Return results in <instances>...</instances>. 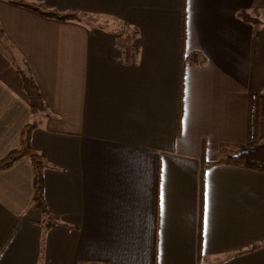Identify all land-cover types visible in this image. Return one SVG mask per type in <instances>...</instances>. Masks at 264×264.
<instances>
[{
  "label": "crops",
  "instance_id": "0c3cea01",
  "mask_svg": "<svg viewBox=\"0 0 264 264\" xmlns=\"http://www.w3.org/2000/svg\"><path fill=\"white\" fill-rule=\"evenodd\" d=\"M26 1L79 19L0 0V159L33 119L22 70L45 103L32 144L58 222L33 208L28 157L1 169L0 264H264V172L216 162L246 145L264 92V0ZM94 16L139 29L137 64Z\"/></svg>",
  "mask_w": 264,
  "mask_h": 264
},
{
  "label": "trees",
  "instance_id": "16d2710c",
  "mask_svg": "<svg viewBox=\"0 0 264 264\" xmlns=\"http://www.w3.org/2000/svg\"><path fill=\"white\" fill-rule=\"evenodd\" d=\"M13 3L20 4L39 14L58 20H74L79 19L77 12H61L55 8H50L42 2H29L26 0H11ZM258 9L252 11L241 10L239 16L249 22H259ZM116 28L107 27L114 33L119 34L117 44L123 52L121 62L129 64H137L140 59V51L142 39L139 29L128 25L119 24ZM106 27V26H103ZM123 36V37H121ZM187 62L194 65H202L205 61L204 56L192 51L186 56ZM22 77L23 90L28 99V104L31 109L33 119L27 122L20 132L19 146L11 150L4 158L0 159V170L11 166L18 159L28 157L32 163L34 171V196L33 208H40L44 218L43 224L50 228L56 226L57 217L53 215L47 205L45 199V177L44 169L47 164L46 153L37 150L32 144V134L37 127V117L44 111L45 103L40 88L31 74H27L20 70ZM264 137V93L251 91L249 93L248 105V121L246 128V143L256 142ZM218 163L229 164L245 169L257 170L264 172V144H258L254 147H248L242 143L223 142L219 147Z\"/></svg>",
  "mask_w": 264,
  "mask_h": 264
},
{
  "label": "rangeland",
  "instance_id": "374dc122",
  "mask_svg": "<svg viewBox=\"0 0 264 264\" xmlns=\"http://www.w3.org/2000/svg\"><path fill=\"white\" fill-rule=\"evenodd\" d=\"M86 20H88V23L92 22V24H97V25H101V26H109L111 28H114V27L117 28L119 26L120 28L123 29V27L121 25H118L119 21L112 19V18H108V17L106 18V17H95L94 16V17L86 18ZM121 37H123V36H121ZM258 144H264V137L259 141L246 143V146L254 147Z\"/></svg>",
  "mask_w": 264,
  "mask_h": 264
}]
</instances>
